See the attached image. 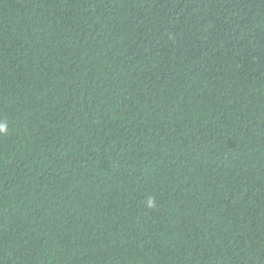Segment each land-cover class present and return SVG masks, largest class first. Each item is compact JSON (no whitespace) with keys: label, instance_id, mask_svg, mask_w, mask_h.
Here are the masks:
<instances>
[{"label":"trees","instance_id":"obj_1","mask_svg":"<svg viewBox=\"0 0 264 264\" xmlns=\"http://www.w3.org/2000/svg\"><path fill=\"white\" fill-rule=\"evenodd\" d=\"M0 264H264V0H0Z\"/></svg>","mask_w":264,"mask_h":264},{"label":"clouds","instance_id":"obj_2","mask_svg":"<svg viewBox=\"0 0 264 264\" xmlns=\"http://www.w3.org/2000/svg\"><path fill=\"white\" fill-rule=\"evenodd\" d=\"M6 130V126L5 125H0V132H3Z\"/></svg>","mask_w":264,"mask_h":264}]
</instances>
